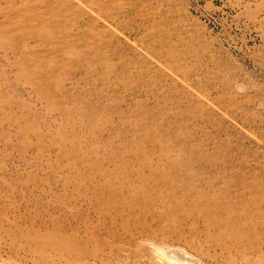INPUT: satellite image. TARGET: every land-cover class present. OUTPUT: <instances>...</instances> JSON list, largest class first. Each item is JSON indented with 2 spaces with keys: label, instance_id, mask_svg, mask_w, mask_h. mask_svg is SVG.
I'll return each instance as SVG.
<instances>
[{
  "label": "rangeland",
  "instance_id": "1",
  "mask_svg": "<svg viewBox=\"0 0 264 264\" xmlns=\"http://www.w3.org/2000/svg\"><path fill=\"white\" fill-rule=\"evenodd\" d=\"M21 1L0 264H261L264 0Z\"/></svg>",
  "mask_w": 264,
  "mask_h": 264
},
{
  "label": "bare ground",
  "instance_id": "2",
  "mask_svg": "<svg viewBox=\"0 0 264 264\" xmlns=\"http://www.w3.org/2000/svg\"><path fill=\"white\" fill-rule=\"evenodd\" d=\"M6 1H7V0H6ZM8 1H9V0H8ZM12 1H13V0H12ZM33 1H34V0H33ZM42 1H43L45 4H46V2H47L46 0H42ZM21 3L24 4L26 7H29V6L31 5V2H29V1H25V0H24V1L22 0ZM9 6H10V8H11L12 5L10 4ZM14 7H15V6H14ZM16 14H17V13H16ZM234 238H235V239H240V240H242V237H239V236H237V238H236V237H234ZM233 242H234V241H233Z\"/></svg>",
  "mask_w": 264,
  "mask_h": 264
},
{
  "label": "crops",
  "instance_id": "3",
  "mask_svg": "<svg viewBox=\"0 0 264 264\" xmlns=\"http://www.w3.org/2000/svg\"><path fill=\"white\" fill-rule=\"evenodd\" d=\"M261 264H264V261Z\"/></svg>",
  "mask_w": 264,
  "mask_h": 264
}]
</instances>
